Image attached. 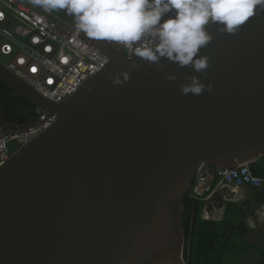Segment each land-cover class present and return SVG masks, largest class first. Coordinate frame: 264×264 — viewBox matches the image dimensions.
I'll return each instance as SVG.
<instances>
[{
    "label": "water",
    "instance_id": "1",
    "mask_svg": "<svg viewBox=\"0 0 264 264\" xmlns=\"http://www.w3.org/2000/svg\"><path fill=\"white\" fill-rule=\"evenodd\" d=\"M208 31L204 73L82 33L109 62L59 103L0 63L13 90L0 101L24 96L57 115L0 165V264H188L185 198L198 166L264 154V10L234 33ZM190 75L211 91L182 94Z\"/></svg>",
    "mask_w": 264,
    "mask_h": 264
},
{
    "label": "built area",
    "instance_id": "2",
    "mask_svg": "<svg viewBox=\"0 0 264 264\" xmlns=\"http://www.w3.org/2000/svg\"><path fill=\"white\" fill-rule=\"evenodd\" d=\"M81 34L74 17L66 13L45 10L33 0H0V63L53 103L76 92L109 62ZM120 46L128 55H134ZM35 112L33 122L21 124L8 134L0 130V165L16 147L33 139L57 118L56 113L40 107ZM250 164L219 169L205 163L198 166L189 196L205 202L204 219H220L224 202L241 199L243 186L258 188L264 184V177L254 173ZM216 196L224 200L221 206L213 200ZM257 216H264V206Z\"/></svg>",
    "mask_w": 264,
    "mask_h": 264
},
{
    "label": "clouds",
    "instance_id": "3",
    "mask_svg": "<svg viewBox=\"0 0 264 264\" xmlns=\"http://www.w3.org/2000/svg\"><path fill=\"white\" fill-rule=\"evenodd\" d=\"M33 3L48 11L63 10L74 17L78 32L88 38L123 45L134 54L128 55L120 46L129 57H139L161 68L165 60L179 68L191 65L195 73H204L209 67V59L198 55L213 39L209 27L217 25L221 32L234 33L253 16L254 10H264V0H33ZM166 78L175 81L178 77L169 73ZM185 80L190 83L180 85L184 95L211 91V85H205L198 75L187 76ZM114 83L121 81L117 79ZM223 202H216L217 206ZM256 217L259 218L257 211Z\"/></svg>",
    "mask_w": 264,
    "mask_h": 264
},
{
    "label": "trees",
    "instance_id": "4",
    "mask_svg": "<svg viewBox=\"0 0 264 264\" xmlns=\"http://www.w3.org/2000/svg\"><path fill=\"white\" fill-rule=\"evenodd\" d=\"M10 92L11 88L0 79V97ZM16 99L19 103L13 114L19 116L21 123L33 122L37 117L36 106L24 96L10 98L0 105H8ZM22 104L31 109L29 115ZM252 169L254 173L264 177V154L253 163ZM214 201L223 202L219 198H214ZM263 203L264 186L250 190L243 200L226 201L223 216L218 220H208L202 217L205 202L187 195L183 225L184 255L188 264H238V260L247 264L244 256L246 251L264 249L257 241L254 229L248 225V219L255 216Z\"/></svg>",
    "mask_w": 264,
    "mask_h": 264
},
{
    "label": "flooded vegetation",
    "instance_id": "5",
    "mask_svg": "<svg viewBox=\"0 0 264 264\" xmlns=\"http://www.w3.org/2000/svg\"><path fill=\"white\" fill-rule=\"evenodd\" d=\"M12 91L13 90L11 88V92ZM6 95L0 97V99L4 98ZM18 96L19 95L12 96L10 98H14ZM10 98L3 99L0 101V103L6 100H9ZM17 99L8 105H5V106L0 105V125L4 128L11 129L13 127L15 128L21 124H24V123H21L22 120L19 118V116L13 114L14 112H16L17 106L19 103ZM22 105L26 109V114L29 115L31 109L25 106L24 104ZM258 220L259 218L257 217L255 218V216L251 217L248 219V225L254 229V234L257 237V241L260 242L261 246H264V222H260ZM244 256L246 258L247 264H260L261 260L264 258V249H252L251 251H248V252L246 251ZM239 264H242V262L240 261Z\"/></svg>",
    "mask_w": 264,
    "mask_h": 264
},
{
    "label": "crops",
    "instance_id": "6",
    "mask_svg": "<svg viewBox=\"0 0 264 264\" xmlns=\"http://www.w3.org/2000/svg\"><path fill=\"white\" fill-rule=\"evenodd\" d=\"M14 128V127H13ZM259 159V158H258ZM257 160V159H256ZM255 160V161H256ZM253 161L250 166H251V169H252V165L253 163L255 162ZM253 170V169H252ZM264 184L261 186L263 187ZM261 187H258V188H261ZM258 188H253V187H250V186H243L242 189H241V194L239 195V198H242V199H245L247 197V192H249L250 190H254V189H258ZM216 198H220L219 196H216ZM264 206V203L257 209L258 210H261V208Z\"/></svg>",
    "mask_w": 264,
    "mask_h": 264
},
{
    "label": "rangeland",
    "instance_id": "7",
    "mask_svg": "<svg viewBox=\"0 0 264 264\" xmlns=\"http://www.w3.org/2000/svg\"><path fill=\"white\" fill-rule=\"evenodd\" d=\"M56 11H58L60 14L63 15V12H61L62 10H61V11H60V10H56ZM64 11L66 12V10H64ZM238 200H239V199H238ZM258 221H260V222H264V216L262 217V219H259ZM239 262H240V261L238 260L237 263L239 264Z\"/></svg>",
    "mask_w": 264,
    "mask_h": 264
},
{
    "label": "snow or ice",
    "instance_id": "8",
    "mask_svg": "<svg viewBox=\"0 0 264 264\" xmlns=\"http://www.w3.org/2000/svg\"><path fill=\"white\" fill-rule=\"evenodd\" d=\"M33 71H35V69H33Z\"/></svg>",
    "mask_w": 264,
    "mask_h": 264
}]
</instances>
